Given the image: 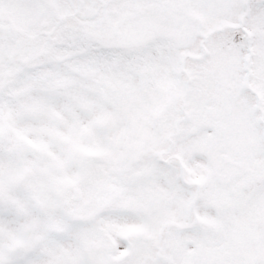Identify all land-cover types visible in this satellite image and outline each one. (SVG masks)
<instances>
[{
  "label": "snow or ice",
  "instance_id": "1",
  "mask_svg": "<svg viewBox=\"0 0 264 264\" xmlns=\"http://www.w3.org/2000/svg\"><path fill=\"white\" fill-rule=\"evenodd\" d=\"M0 264H264V0H0Z\"/></svg>",
  "mask_w": 264,
  "mask_h": 264
}]
</instances>
